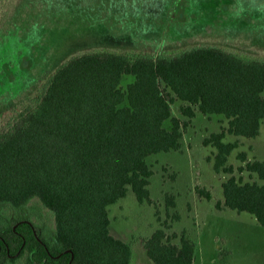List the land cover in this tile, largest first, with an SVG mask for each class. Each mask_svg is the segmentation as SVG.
Segmentation results:
<instances>
[{
	"label": "trees",
	"instance_id": "obj_1",
	"mask_svg": "<svg viewBox=\"0 0 264 264\" xmlns=\"http://www.w3.org/2000/svg\"><path fill=\"white\" fill-rule=\"evenodd\" d=\"M176 100L188 119H227L204 140L215 149L214 171L229 175L217 208L248 213L264 228V161L241 154L237 170L229 158L238 144L224 141L260 135L264 60L218 46L170 55L95 50L57 67L38 103L0 127V264H132L131 246L110 232L108 207L129 188L152 204L147 160L180 151L190 123L173 116ZM236 170L263 183H244ZM143 248L153 264L195 261L193 241L172 244L163 230Z\"/></svg>",
	"mask_w": 264,
	"mask_h": 264
},
{
	"label": "rangeland",
	"instance_id": "obj_2",
	"mask_svg": "<svg viewBox=\"0 0 264 264\" xmlns=\"http://www.w3.org/2000/svg\"><path fill=\"white\" fill-rule=\"evenodd\" d=\"M203 46L264 60V0H0V127L34 107L56 68L76 54L170 55ZM181 105L172 107L174 117L190 122L182 149L147 160L152 204L140 203L129 188L108 207L111 234L131 246L132 264H153L143 241L158 230L175 245L193 241L194 264H264V228L248 213L217 208L229 175L214 171L215 149L204 140L227 128V119L201 113L188 119ZM224 141L238 144L229 158L237 170L245 166L241 154L264 161V126L254 139L228 134ZM237 170L244 183H263Z\"/></svg>",
	"mask_w": 264,
	"mask_h": 264
}]
</instances>
